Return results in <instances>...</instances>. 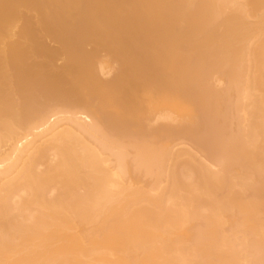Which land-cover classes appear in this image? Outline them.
Wrapping results in <instances>:
<instances>
[{
  "label": "bare ground",
  "instance_id": "bare-ground-1",
  "mask_svg": "<svg viewBox=\"0 0 264 264\" xmlns=\"http://www.w3.org/2000/svg\"><path fill=\"white\" fill-rule=\"evenodd\" d=\"M0 264H264V0H0Z\"/></svg>",
  "mask_w": 264,
  "mask_h": 264
},
{
  "label": "rangeland",
  "instance_id": "rangeland-1",
  "mask_svg": "<svg viewBox=\"0 0 264 264\" xmlns=\"http://www.w3.org/2000/svg\"><path fill=\"white\" fill-rule=\"evenodd\" d=\"M168 110L171 114L174 113L176 115H183L185 118H187L188 121H191L193 118V112H192L191 107L189 105H186L185 103H179V104H177L176 107H173V105H170L168 107ZM209 121H210V123H212V122L214 124L217 123V116H216L215 112L212 113Z\"/></svg>",
  "mask_w": 264,
  "mask_h": 264
}]
</instances>
